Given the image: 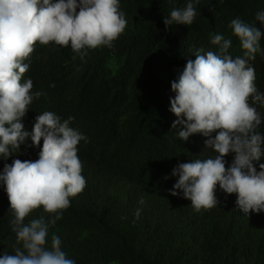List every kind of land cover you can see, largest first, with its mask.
I'll return each instance as SVG.
<instances>
[{"label": "trees", "instance_id": "obj_1", "mask_svg": "<svg viewBox=\"0 0 264 264\" xmlns=\"http://www.w3.org/2000/svg\"><path fill=\"white\" fill-rule=\"evenodd\" d=\"M187 2L120 0L127 27L113 48L89 49L82 61L70 47L37 41L25 60L30 67L21 82L31 78L33 91L44 93L22 118L25 130H32L38 114L51 111L62 119L74 117L70 127L89 138L77 145L86 187L69 197L70 207L49 229V240L59 235L62 250L76 264H264V211L244 214L237 194L219 185L218 205L199 212L182 192H169L179 163L214 155L204 150L205 137L193 134L183 141L174 132L181 126L171 127L177 119L170 111L171 82L187 62L184 55L192 46L215 51L210 38L222 34L233 41V58L242 56L230 23L239 18L264 31L255 19L264 0H193L194 22L165 30L164 16ZM260 47L250 63L256 87L264 92V38ZM257 108L264 117V107ZM259 131L264 134V121ZM42 144H22L20 154L0 157V173L13 159L37 160ZM233 157H225L226 167ZM4 188L0 182V254L12 253L16 241ZM137 209L140 217L133 222ZM40 215L51 214L41 207L25 223Z\"/></svg>", "mask_w": 264, "mask_h": 264}, {"label": "clouds", "instance_id": "obj_2", "mask_svg": "<svg viewBox=\"0 0 264 264\" xmlns=\"http://www.w3.org/2000/svg\"><path fill=\"white\" fill-rule=\"evenodd\" d=\"M196 16L193 0L184 7L173 6L164 16L165 30L191 25ZM255 19L264 26V11L257 12ZM126 27L120 0H0V157L6 161L20 154L22 144L40 147L43 141L37 160L13 159L0 173L16 237L13 252L0 254V264H76L62 250L59 235L52 233L49 240V229L70 207L69 197L86 187L77 145L88 143L89 138L70 127L74 117L62 119L44 111L35 117L32 130H25L22 118L34 99L44 95L33 91L31 78L21 82L30 67L25 60L39 41L70 47L83 61L89 49L113 48ZM230 27L244 50L242 56L233 58L231 38L213 35L210 43L216 50L190 47L183 70L171 82L175 96L170 97V111L177 117L172 129L181 126L174 132L183 141L193 134L205 137L204 150L214 155L179 163L172 171L178 179L169 192L172 196L182 192L199 212L218 205L219 185L224 193L237 194L238 209L248 215L264 211V134L259 131L264 117L257 108L264 107V92L256 87L250 63L262 52L264 31L239 18ZM230 153L234 157L226 167L225 157ZM139 202L144 203L143 199ZM41 207L51 215L25 223ZM139 217L137 209L133 222Z\"/></svg>", "mask_w": 264, "mask_h": 264}]
</instances>
